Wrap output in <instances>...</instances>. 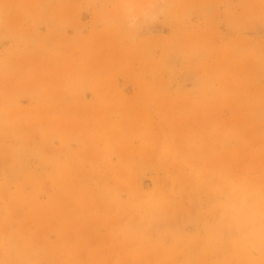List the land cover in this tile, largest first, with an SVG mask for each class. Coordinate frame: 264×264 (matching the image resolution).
I'll use <instances>...</instances> for the list:
<instances>
[{"label":"rangeland","instance_id":"1","mask_svg":"<svg viewBox=\"0 0 264 264\" xmlns=\"http://www.w3.org/2000/svg\"><path fill=\"white\" fill-rule=\"evenodd\" d=\"M0 264H264V0H0Z\"/></svg>","mask_w":264,"mask_h":264},{"label":"bare ground","instance_id":"2","mask_svg":"<svg viewBox=\"0 0 264 264\" xmlns=\"http://www.w3.org/2000/svg\"><path fill=\"white\" fill-rule=\"evenodd\" d=\"M155 17H156L155 13H153V12H150V13L145 12L143 20L152 21Z\"/></svg>","mask_w":264,"mask_h":264}]
</instances>
